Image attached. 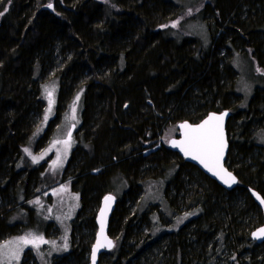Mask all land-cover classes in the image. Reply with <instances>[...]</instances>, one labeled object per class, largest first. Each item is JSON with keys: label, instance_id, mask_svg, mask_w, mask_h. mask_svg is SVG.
<instances>
[{"label": "trees", "instance_id": "obj_1", "mask_svg": "<svg viewBox=\"0 0 264 264\" xmlns=\"http://www.w3.org/2000/svg\"><path fill=\"white\" fill-rule=\"evenodd\" d=\"M0 12V240L40 234L29 204L41 171L18 159L35 145L42 84L54 76L59 106L83 91L65 171L81 209L69 247L47 264H88L93 210L106 193L117 197L115 246L98 264H264V242L251 237L262 211L249 193L264 198V75L244 99L236 66L244 56L264 71V0H0ZM223 110L235 188L166 144L152 150L167 124ZM29 263L41 264L31 252Z\"/></svg>", "mask_w": 264, "mask_h": 264}, {"label": "rangeland", "instance_id": "obj_2", "mask_svg": "<svg viewBox=\"0 0 264 264\" xmlns=\"http://www.w3.org/2000/svg\"><path fill=\"white\" fill-rule=\"evenodd\" d=\"M192 15V12H189L185 16L170 22L168 26L173 27L172 25L175 24L174 28H179L181 21ZM236 66L240 73L237 87L242 93V97L249 99L253 94L255 85L259 84V81L255 78H257V75H264V71L257 67L256 63L254 67L244 56L236 61ZM58 85L59 82L54 76H50L42 84L41 95L46 103L44 113L40 118L42 125H40L41 121L39 123L36 122L34 127L35 135L33 134L35 145L24 146L22 149L23 156L18 159L19 162L17 161L20 167L25 163L31 169H35L38 172L41 171L40 179L42 184H40L41 180L39 179L38 184L35 185V187L37 186L35 194L38 195L34 196L30 201L31 204H29V208L35 209L36 217L40 222L37 225L38 228H33V230H37L40 234L24 233L18 237L0 240V264H22L28 252H31L41 264H47L48 260L58 255V252H65L72 240V223L76 222L77 215L81 209V194L74 190L71 179L65 180V171L77 146L78 139L81 137L79 129L82 126L83 91L78 89L65 105L59 106L57 98L59 94ZM48 92L52 93L50 111ZM77 96H79V100L76 99ZM73 125L76 128L71 138H69ZM48 126L51 131L47 137L42 138ZM178 135L177 123L174 125L167 124V128L164 130L163 127L159 133L161 144L157 143L152 150L158 149L163 144L168 145L169 140ZM66 141L67 143H65ZM26 149L27 151H25ZM146 152L148 153V151ZM34 157L36 158L35 160L33 159ZM98 209L99 205L93 210L94 221ZM136 209L137 207L132 205L130 212L134 213ZM191 217L192 213H188L185 216L188 220ZM172 222L168 220L167 224ZM45 225H50L49 232H52L51 235H49V232L46 234ZM174 225H176L175 221L169 226ZM179 226H176V229ZM86 233L83 231V234ZM95 233L96 228L94 230ZM22 237H28L29 239L42 237L45 242L39 243L38 247L31 243L22 244L20 243ZM5 252L8 253L7 256L4 255ZM13 252L17 253L15 257L12 255ZM88 264H90V253L88 254Z\"/></svg>", "mask_w": 264, "mask_h": 264}, {"label": "snow or ice", "instance_id": "obj_3", "mask_svg": "<svg viewBox=\"0 0 264 264\" xmlns=\"http://www.w3.org/2000/svg\"><path fill=\"white\" fill-rule=\"evenodd\" d=\"M48 7H52V5L49 4ZM5 11H7V9H5ZM3 14V12H0V16ZM172 26L175 27L176 25L173 24ZM51 96L52 93L48 92L50 104L49 111L51 110ZM76 99L79 100V96H77ZM225 115H227V113L221 115H209L202 123L195 126L188 123L182 124L181 127L185 130L184 139L179 142L173 141L172 143L174 147H180L185 156L191 157L193 160H198L208 171L212 172L213 175L219 176L226 184H233L236 183V178L230 172H227L222 164L224 150L226 148L223 128ZM65 143H67V141ZM25 151H27V149ZM33 159L35 160L36 158L34 157ZM254 195H256L257 199L264 204V198H261L255 193ZM111 200L112 197L110 196L105 198L106 208L101 211V240H98L96 247L93 248V264H95L97 250L101 247L111 245V241H108L106 237H104L103 227V218L106 214L108 202ZM37 203H39V201H37ZM253 236L257 238L264 237V228L253 233ZM41 242H45L42 237H32L31 239L28 237H22L20 240V243L22 244L31 243L37 247ZM4 255L7 256L8 253L5 252ZM12 255L15 257L17 253L13 252Z\"/></svg>", "mask_w": 264, "mask_h": 264}, {"label": "water", "instance_id": "obj_4", "mask_svg": "<svg viewBox=\"0 0 264 264\" xmlns=\"http://www.w3.org/2000/svg\"><path fill=\"white\" fill-rule=\"evenodd\" d=\"M224 113H227V115L224 116V121H223L224 138H225V142H226V148L224 150V156H223L222 164H223L224 169H226L227 172H230L236 178V183H233V184H226L219 176L213 175L212 172L208 171L198 160H193V159H191V157L185 156V154L181 150V148L180 147H174L173 143H172L173 141L179 142V141H182L184 139V131L185 130L181 127L182 124L188 123V124H191V125L195 126L197 124L202 123L205 119L208 118L209 115H212V114L221 115V114H224ZM229 117H230V111L229 110H223V111H220V112L212 111V112L208 113L199 122H196V123H190L188 121L179 122L178 123L179 135L177 137L171 138L169 140V142H168V147H169L170 150L178 153L186 162L195 165L204 174H206L208 177L213 179L215 182H217L219 185H221L222 187H224L227 190H231V189L235 188L238 185V183H239V178L237 177V175L233 171L228 169V167L226 166V158H227V154H228V151H229V138H228V134H227V122H228ZM74 129H75V125L72 126V129H71L70 134H69V138L71 137ZM249 193L251 194V196L254 198V200L256 201L257 205L261 209L262 217H263V223L253 230V232L251 233V237L257 243H262V242H264V237H260V238L254 237L253 233H256L261 228H264V204H262L260 202V200L257 199V196L254 195V193L258 194L261 198H263V197H262V195L259 192H257L253 188H249ZM109 196L112 197V200L110 202H108L106 214H105V216L103 218V227H104V237H106V239L108 241H111V245L110 246L101 247V248H99L97 250L96 255H95V264L99 263V258H100V256L102 254H104L105 252L111 251L114 248V246H115V240L110 235L109 227H110L111 216L113 214V211H114L116 203H117V197L113 193H106L101 199L100 206H99V209H98L96 217H95L96 233H95L94 241H93L91 249H90V264H93V248L96 247L97 241L101 240V236H100V232H101V211L106 208L105 198L109 197Z\"/></svg>", "mask_w": 264, "mask_h": 264}, {"label": "flooded vegetation", "instance_id": "obj_5", "mask_svg": "<svg viewBox=\"0 0 264 264\" xmlns=\"http://www.w3.org/2000/svg\"><path fill=\"white\" fill-rule=\"evenodd\" d=\"M76 127V126H75ZM75 130V129H74ZM74 132V131H73ZM73 134V133H72Z\"/></svg>", "mask_w": 264, "mask_h": 264}, {"label": "bare ground", "instance_id": "obj_6", "mask_svg": "<svg viewBox=\"0 0 264 264\" xmlns=\"http://www.w3.org/2000/svg\"><path fill=\"white\" fill-rule=\"evenodd\" d=\"M2 219V218H1ZM7 224V223H6Z\"/></svg>", "mask_w": 264, "mask_h": 264}]
</instances>
